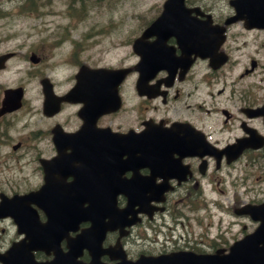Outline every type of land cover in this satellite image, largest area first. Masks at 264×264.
Masks as SVG:
<instances>
[{
    "label": "flooded vegetation",
    "instance_id": "flooded-vegetation-1",
    "mask_svg": "<svg viewBox=\"0 0 264 264\" xmlns=\"http://www.w3.org/2000/svg\"><path fill=\"white\" fill-rule=\"evenodd\" d=\"M18 2L83 27L17 31L0 0V264L233 261L264 227V0L174 1L141 41L147 63L133 40L165 0L118 36L84 21L108 0ZM81 68L121 74L74 89ZM251 242L263 262L264 229Z\"/></svg>",
    "mask_w": 264,
    "mask_h": 264
},
{
    "label": "rangeland",
    "instance_id": "rangeland-1",
    "mask_svg": "<svg viewBox=\"0 0 264 264\" xmlns=\"http://www.w3.org/2000/svg\"><path fill=\"white\" fill-rule=\"evenodd\" d=\"M145 1H147L145 3ZM149 4L148 0H108L106 8H91L86 14V19L84 21L108 22L110 19L111 25L106 31L111 34L118 36L116 31L122 32H134L137 30L138 26L143 22L140 17L141 12ZM110 6V7H109ZM15 21L17 31H40V30H62L63 24H70L68 30L82 31L83 21L78 24L72 18H68L65 13V6L59 3H53L52 8L55 11H50L49 13H40L37 15L31 14V17L26 16L27 14L19 11L20 3L15 0ZM43 8H48V6H43ZM58 13H57V12ZM75 14L80 15V9L74 11ZM53 15V16H52ZM57 26V29L55 28ZM119 33V34H120ZM122 41V40H119Z\"/></svg>",
    "mask_w": 264,
    "mask_h": 264
},
{
    "label": "water",
    "instance_id": "water-1",
    "mask_svg": "<svg viewBox=\"0 0 264 264\" xmlns=\"http://www.w3.org/2000/svg\"><path fill=\"white\" fill-rule=\"evenodd\" d=\"M154 25L151 24L149 27H147L145 30H144V34H146L147 32L151 31V28L152 26ZM94 74H95V80H96V83L95 85L103 87L104 83L106 80H109V79H114L116 78V73L115 72H102V71H94ZM89 74H87L85 76V78L81 79L80 77L78 78V83L77 84H81L84 88H88L89 86V81L92 79L91 76L88 77ZM97 88V87H96ZM84 100H87V96H84ZM233 251V249H232ZM261 254H264V252H261ZM155 261H158L159 263H162V264H172V262L174 261L173 258H159V259H155ZM62 264H65V263H62ZM224 264H231V263H224ZM249 264H252V263H249Z\"/></svg>",
    "mask_w": 264,
    "mask_h": 264
}]
</instances>
